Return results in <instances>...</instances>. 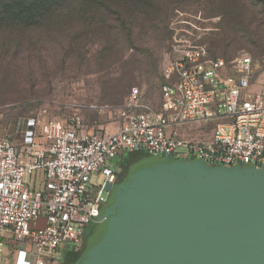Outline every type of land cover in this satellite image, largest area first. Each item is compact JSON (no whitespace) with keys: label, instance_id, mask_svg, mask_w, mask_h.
Instances as JSON below:
<instances>
[{"label":"built area","instance_id":"obj_1","mask_svg":"<svg viewBox=\"0 0 264 264\" xmlns=\"http://www.w3.org/2000/svg\"><path fill=\"white\" fill-rule=\"evenodd\" d=\"M217 23L184 10L172 17L162 111L134 88L116 131L86 129L80 115L59 120L44 109L28 120L33 128L22 130L19 144L9 132L0 136V264L13 241L26 264H58L67 245L77 248L129 150L264 165V93L250 90L254 60L211 56L205 38ZM17 256L13 264H21Z\"/></svg>","mask_w":264,"mask_h":264},{"label":"rangeland","instance_id":"obj_2","mask_svg":"<svg viewBox=\"0 0 264 264\" xmlns=\"http://www.w3.org/2000/svg\"><path fill=\"white\" fill-rule=\"evenodd\" d=\"M260 5L259 0H110L89 6L92 12L79 17L68 4L66 15L31 29L0 30V136L9 132L19 144L22 130L33 128L28 120L44 109L59 120L80 115L86 129L110 131L122 121L119 111L134 88L145 104L162 111L167 26L179 10L214 16L218 29L209 40L212 53L229 61L250 54V90L264 93ZM92 180L99 184L103 178L93 174ZM19 246L13 241L4 254L11 257Z\"/></svg>","mask_w":264,"mask_h":264},{"label":"water","instance_id":"obj_3","mask_svg":"<svg viewBox=\"0 0 264 264\" xmlns=\"http://www.w3.org/2000/svg\"><path fill=\"white\" fill-rule=\"evenodd\" d=\"M118 174L60 264H264V165L137 149Z\"/></svg>","mask_w":264,"mask_h":264},{"label":"trees","instance_id":"obj_4","mask_svg":"<svg viewBox=\"0 0 264 264\" xmlns=\"http://www.w3.org/2000/svg\"><path fill=\"white\" fill-rule=\"evenodd\" d=\"M108 1L110 0H0V30L13 29L23 31L31 29L35 24L42 21L47 22L53 16L66 15L65 11L68 4H73L75 7L74 13L79 17H83L85 14L92 12L89 6L99 5ZM259 2L261 4V11L264 14V0H259ZM223 11L227 12L229 9ZM175 13L170 16V21ZM196 13H201L205 18H215L214 16H208L200 9ZM170 21H168L167 31L168 39L171 40V31L169 29ZM216 28L218 29V23L216 24ZM215 31H212L205 38L209 52L214 57L216 56L212 53L213 51L209 40L215 35Z\"/></svg>","mask_w":264,"mask_h":264},{"label":"crops","instance_id":"obj_5","mask_svg":"<svg viewBox=\"0 0 264 264\" xmlns=\"http://www.w3.org/2000/svg\"><path fill=\"white\" fill-rule=\"evenodd\" d=\"M120 123L121 122H119L118 123V125L115 127V128H113L112 130H110V132H113V131H116L117 129H118V127L120 126ZM99 128H101V127H99ZM103 129H105V128H103ZM107 130V129H106ZM109 131V130H108ZM9 247H11V245H9ZM20 247H22V245H20L18 248H20ZM6 249V248H5ZM14 249V251H13V253H12V256L10 257V255H9V253L7 252V255H5V260H4V262L2 263V264H10L9 262H10V259L12 258L13 259V262L15 261V257L17 256L18 257V259H19V262L21 263V264H26V257H25V255L23 256V257H21V252L19 251V250H17L16 248H13ZM6 251V250H5ZM13 264V263H12Z\"/></svg>","mask_w":264,"mask_h":264},{"label":"flooded vegetation","instance_id":"obj_6","mask_svg":"<svg viewBox=\"0 0 264 264\" xmlns=\"http://www.w3.org/2000/svg\"><path fill=\"white\" fill-rule=\"evenodd\" d=\"M118 179H119V174H118ZM70 248H73V246L71 245H67L64 249H63V252L61 253L62 257L64 258L66 252L70 249ZM75 248V247H74ZM60 264V263H58Z\"/></svg>","mask_w":264,"mask_h":264}]
</instances>
